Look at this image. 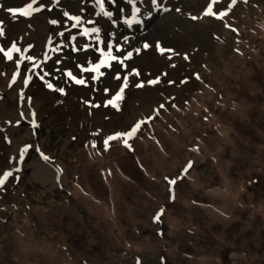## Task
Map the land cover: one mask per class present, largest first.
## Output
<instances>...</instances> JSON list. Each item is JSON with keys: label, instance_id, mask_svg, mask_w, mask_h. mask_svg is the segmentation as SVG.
<instances>
[{"label": "rangeland", "instance_id": "obj_1", "mask_svg": "<svg viewBox=\"0 0 264 264\" xmlns=\"http://www.w3.org/2000/svg\"><path fill=\"white\" fill-rule=\"evenodd\" d=\"M2 17L0 264H264V0Z\"/></svg>", "mask_w": 264, "mask_h": 264}, {"label": "bare ground", "instance_id": "obj_2", "mask_svg": "<svg viewBox=\"0 0 264 264\" xmlns=\"http://www.w3.org/2000/svg\"><path fill=\"white\" fill-rule=\"evenodd\" d=\"M46 4H47V3H46ZM14 8H15V7H14ZM20 8H21V9H24L23 7H20ZM21 9H20V10H21ZM11 11H12V10H11ZM4 17H5V15H4ZM6 18H7V17H6ZM1 19H2V20H0V23L3 22V21H5V19H4L3 17H2ZM10 19H12V18H10ZM5 22H6V21H5ZM2 24H3V23H2ZM4 24H5V23H4ZM2 26H3V25H2ZM5 27H6V26H5ZM1 29H2V28H1ZM4 31H5V30H4ZM2 32H3V31H2ZM2 32H1V33H2Z\"/></svg>", "mask_w": 264, "mask_h": 264}]
</instances>
